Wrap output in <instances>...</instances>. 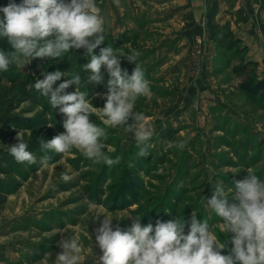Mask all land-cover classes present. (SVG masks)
<instances>
[{"label":"rangeland","instance_id":"rangeland-1","mask_svg":"<svg viewBox=\"0 0 264 264\" xmlns=\"http://www.w3.org/2000/svg\"><path fill=\"white\" fill-rule=\"evenodd\" d=\"M96 3L107 37L101 47L120 48L121 56L137 53L136 62L150 81L151 96H139L135 108L152 125V146L146 156H138L134 134L128 137L124 125L103 124L94 112L91 119L106 129L108 154L119 156L118 163L94 164L75 148L42 153V139L65 131V115L38 94L34 80L45 69L67 71L69 76L78 71L80 90L102 107L107 77L104 84L87 83V72L80 68L88 62L84 49L54 59L34 58L24 67L10 65L0 73V264H44L48 252L54 260L60 229L79 233L86 246L80 264H100L95 230L104 217L93 220L97 213L124 220L122 228L135 219H126L128 215L155 224L179 215L190 218L193 209L199 219L204 216L211 223L217 217H209L203 196L212 195L217 180L231 187L232 177L243 179L249 167L264 176V106L241 88L243 82L264 80V34L258 36L256 48L242 41L229 49L232 38L227 33L236 35L231 22L219 16L218 0L197 11L203 12L202 23L185 27L178 0ZM215 3L218 28L212 38L206 14ZM0 5L5 3L0 0ZM95 51L98 54L99 48ZM121 65L129 74L136 66L126 56ZM19 131L36 162H18L9 154L8 145L17 142ZM41 155L49 157L47 166H41ZM62 172L71 179L62 180ZM88 201L102 207L89 210ZM80 221L78 229L73 227ZM217 233L223 238L219 229Z\"/></svg>","mask_w":264,"mask_h":264},{"label":"clouds","instance_id":"clouds-1","mask_svg":"<svg viewBox=\"0 0 264 264\" xmlns=\"http://www.w3.org/2000/svg\"><path fill=\"white\" fill-rule=\"evenodd\" d=\"M106 38L105 20L99 14L96 0H9L7 5H0V40L6 39L12 49L0 47V73L10 65L24 67L34 58L54 59L71 49H84L88 62L80 68L87 72V83L104 84L107 77L102 107L92 103L87 91L80 90L82 78L78 71L69 76L67 71L45 69L41 78L34 80L32 86L38 94L65 115V131L42 139V153L49 150L65 153L75 148L94 164L118 163L119 156L108 154L106 129L91 119L95 112L105 125H124L128 137L134 134L137 155L148 154L152 126L146 122V114L136 110L135 103L141 95L151 96L150 81L136 62L137 53L126 52L121 56L120 48L109 44L101 47ZM125 56L136 65L131 74L122 68L121 58ZM62 77L67 79L61 80ZM57 81L61 82L57 85ZM72 85L75 90L68 91ZM7 150L18 162L37 161L20 131L17 142L8 145ZM48 161L47 155L39 157L41 166H47ZM245 171L243 179L232 177L231 187L217 180L212 195L203 196L209 217L212 214L217 217L211 223L204 216L199 219L200 214L193 209L190 218L179 215L175 219H157L155 224H142L144 216L128 215L126 219L133 216L135 219L122 228L120 222L124 220L109 213H97L93 220L104 217L95 230V244L101 250L100 264H264V176L251 167ZM61 178L69 181L71 175L62 172ZM98 207L102 205L88 201L89 210ZM80 224L81 221L73 227L78 229ZM57 233L63 234L57 241L60 251L54 260L50 259V252L45 253L44 264H80L86 246L79 233L65 229ZM91 241L94 252L92 234Z\"/></svg>","mask_w":264,"mask_h":264},{"label":"crops","instance_id":"crops-1","mask_svg":"<svg viewBox=\"0 0 264 264\" xmlns=\"http://www.w3.org/2000/svg\"><path fill=\"white\" fill-rule=\"evenodd\" d=\"M181 5V13L184 27L202 23L197 11L206 10L214 0H178ZM221 14L232 24L236 37L248 46L257 47L258 36L264 34V0H218ZM203 5V6H202ZM205 27V26H203ZM261 43V42H260Z\"/></svg>","mask_w":264,"mask_h":264},{"label":"trees","instance_id":"trees-1","mask_svg":"<svg viewBox=\"0 0 264 264\" xmlns=\"http://www.w3.org/2000/svg\"><path fill=\"white\" fill-rule=\"evenodd\" d=\"M5 5L8 4L9 0H2ZM217 12L216 3L212 6V8L206 14V26L211 32L212 38L216 36V29L218 25L215 20V14ZM229 38H232V42L229 44V49L237 48V46L241 45L243 42L241 39L234 37L232 31L227 33ZM0 47L6 48L8 50H12L11 46L8 44L6 39L0 40ZM246 50V48H244ZM242 90L253 100L258 103H262L264 106V80H259L256 83L254 81H246L241 84Z\"/></svg>","mask_w":264,"mask_h":264},{"label":"water","instance_id":"water-1","mask_svg":"<svg viewBox=\"0 0 264 264\" xmlns=\"http://www.w3.org/2000/svg\"><path fill=\"white\" fill-rule=\"evenodd\" d=\"M147 123H150L149 121H146ZM151 124V123H150ZM152 126V125H151ZM152 131H153V128H152Z\"/></svg>","mask_w":264,"mask_h":264}]
</instances>
